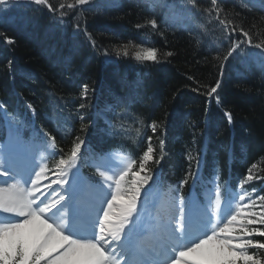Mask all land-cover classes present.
Here are the masks:
<instances>
[{"label":"snow or ice","instance_id":"obj_1","mask_svg":"<svg viewBox=\"0 0 264 264\" xmlns=\"http://www.w3.org/2000/svg\"><path fill=\"white\" fill-rule=\"evenodd\" d=\"M163 2L173 15L188 6L200 8L198 0H186L180 5L168 0ZM31 3L47 9L58 25L68 23L65 17L75 12L74 31L77 34L82 31L93 49L96 48L95 40L81 26L80 19L85 12L102 10L100 5L91 7L94 0H60L58 4L51 0H31ZM146 3L155 10L160 0H146ZM257 3L264 9V0H242V6L249 10ZM223 5L224 0H211L210 6L203 8L207 24L200 25L206 31L208 24L213 28L222 26V32L229 38L237 31L244 37L243 41H233L222 57L220 54L216 56L215 59L220 61L221 77L224 62L237 50L246 56L253 55L245 52L242 47L245 42L264 53V40L254 42V36L260 35L252 32L257 25L254 23L245 30L242 23L228 18ZM13 6L14 0H0V18ZM168 15L166 12L160 22L153 16L135 27L150 28L163 37L160 24H167ZM261 20L264 21V17ZM0 36H4L6 44L15 43L3 33ZM114 51L117 57L131 56L139 63H159L162 57L173 55L171 51L161 52L154 46L131 41ZM11 64L9 61V66ZM261 67L264 69V59ZM129 87L131 91L127 99L130 100L140 85L137 82ZM220 87L221 80L217 79L215 86L203 94L215 98L219 104ZM89 91V85L84 84L79 94L76 114L81 133L96 127L98 120L105 119L106 111L114 112L126 102V98L109 90L111 103L104 109L89 112L95 107L90 104ZM28 107L31 109L32 105ZM224 116L229 125L234 123L231 112L225 111ZM105 123L112 126L107 119ZM149 127L155 134L157 123L153 121ZM43 136L47 139L37 136L30 143L18 144L14 155L0 158V264H264V240L257 239L264 238V194L257 193L255 188L251 191L245 188L250 182L264 180V175L254 171L259 167L257 162L251 163L239 180L238 191L231 189L228 181L221 184L217 173L210 181V195L204 201L186 200L179 195L161 206L154 205L149 211L148 193L142 191L153 179L149 165L160 164L165 154L164 140H159L157 157L149 136L148 146L139 159L124 156L121 167L112 164L107 156L98 157L94 166L105 182L104 187L110 190V199H98L83 206L75 198V185L69 176L75 175L72 170L78 168L85 139L82 135L70 137L71 144L65 150L51 133L45 131ZM197 152L195 157L191 151L188 153L190 162L196 160L197 170L186 174L176 192L188 184L189 178L193 185L202 179L199 153L203 148ZM49 159L54 161L51 167ZM49 173L56 179L44 183L49 179ZM53 184L59 185L61 191L53 189Z\"/></svg>","mask_w":264,"mask_h":264},{"label":"trees","instance_id":"obj_2","mask_svg":"<svg viewBox=\"0 0 264 264\" xmlns=\"http://www.w3.org/2000/svg\"><path fill=\"white\" fill-rule=\"evenodd\" d=\"M199 1V10L190 6L184 8V11L188 14L189 24H192L193 27L186 28V26H181L180 24L176 25L168 17L167 24H160L161 29L164 31L163 37L154 33L153 30H149V28H147L149 30L147 31L145 28L137 29L135 27L137 23L142 24L148 17L154 16L158 22L165 18L164 11L161 13V10H156L159 3L156 5L155 10H152L146 7L144 0L137 4L134 3V0H94L91 7L95 8L100 5L102 10L88 11L81 15V26L86 28L95 42L97 41L101 45H103L102 41L106 37L107 39L105 40L109 43V46L114 48L131 41L134 44L144 43L148 46L152 45L161 52L171 51L173 53L170 57H162L159 63L145 62L146 68L150 67L149 81L157 92L154 93V100L150 108H140L135 110L133 114V117L137 119L133 124L136 128V133L146 138L152 137V144L156 148L157 157H159L160 152V149L157 148V139L164 140L165 154L160 164L165 166V170L173 175H178L184 167L183 163L187 157L186 150L188 151L193 145L198 148L204 139L200 135L204 134L205 136L207 134V140H210V143L208 142V150L213 148L217 151V149L221 148L219 157L222 162L226 163L225 161L230 153L233 157V162L240 165L242 176L246 174L247 168L253 162H257L259 165L254 171L264 175V159H262L264 158V83H262L264 82V69L261 67L264 53H260V50L253 53V48L247 46L245 42L242 45L245 52L253 55L246 56L237 50L233 57L224 62L223 76L221 77L220 61L215 59L216 57L214 58L212 54L205 53L204 50L217 52L222 57L228 48L231 47L233 41H243L244 37L237 31L229 38L227 33L222 32V26L213 28L211 24H208L207 31L200 27L202 23L207 24L203 8L210 6L211 0ZM51 2L58 4L60 0H51ZM168 2L180 5L186 3V0H168ZM14 5L4 14L3 18H0V33L16 39L14 45H10V48H12L11 52L15 58L19 61L27 58L24 44L18 34L15 33L18 30L17 24H20L23 28L29 27L26 32L31 31L35 35H39L37 36L39 38L40 34L48 32L51 36L50 40H48L52 46L50 50L53 51L55 49V53L61 57L58 61H63L60 65L53 67V69H45L43 60L46 59L36 54L40 51L36 47V52H33L36 56L31 57L32 59L27 58L31 64V69L35 72V79L29 78L28 80L25 77V79H21L22 82L19 85L23 86L25 90L24 96L33 103L31 105H33L32 108L34 109V114H36L37 123L42 125L49 133L59 136L58 144L67 150V147L71 144L70 137L76 135L75 131L80 128V125H73L72 122L68 123V118L63 120V116L67 113L61 110V98L53 95L49 96V101L52 103L49 105L44 96L50 90L58 94L67 92L62 87L64 83H60L57 76L68 77L70 75L71 79L79 77L78 73L67 68V63L73 60L71 52L77 47L76 41L80 44V39H82L83 43H86L88 39L87 37H82L84 36L82 31L79 34L74 31L73 17L76 15L75 12L65 17L68 23L58 25L51 18L52 14L41 6H36L26 0L14 1ZM223 6L225 12L228 13V18L242 23L245 30L251 28L254 23L257 25L256 28H252V32H259L260 35L254 36V42L258 43L264 40V21L261 20V17H264V9L260 7L259 3L252 7L251 10L242 6V0H224ZM235 13H240V15L236 16ZM70 23L72 24L71 28L64 30L63 26L70 25ZM21 33L25 34L24 32ZM50 33H53L57 38ZM54 45L60 48H55ZM84 52L88 55L86 50ZM56 54L53 56L55 57ZM7 56H11L10 52ZM233 58L239 61L241 65L239 66L246 76L240 75L236 70L232 69ZM89 63L97 66V58L94 59V62L89 59ZM68 65L70 66V64ZM247 69L254 71L255 77L253 79L258 82L251 81V73ZM95 71L90 66L89 68H84L82 78H85L88 83H92L95 81V76H97L93 75ZM217 79L221 80V87L218 89L220 101L218 105L215 98H209L206 94H203L207 92L208 86H215ZM65 83L70 85L67 81ZM148 84L146 83V86L149 90L151 84L150 86ZM1 86L3 87L0 82V107L2 105L8 106L11 102L7 95L4 96ZM93 87V84H89V89ZM95 89L97 88L95 87ZM194 89L199 90L195 91ZM92 95L95 99L96 97L100 98L99 89L95 90ZM90 97L92 96L90 95ZM179 109L186 113L184 118L178 113ZM225 111H229L233 115L234 123L231 127L224 116L223 112ZM209 112L210 117L207 116ZM176 118L181 122V131L176 128L174 129L175 132H173L170 126L173 125L172 121ZM153 121L158 125L155 134L149 129V125ZM202 123L205 125L203 134L202 128H200ZM167 124H170L169 128L166 126ZM194 124L198 127L193 129L191 125ZM143 125L147 129L143 128ZM219 126H221V130H214L215 127ZM144 129H146V134ZM234 130L236 132L233 141L234 143H239L238 147L241 148L229 151L224 146L228 139L232 138ZM167 131L168 134H166ZM193 135L194 138L199 139L197 140L199 144L192 141ZM86 136L84 135L83 138L85 139ZM95 137L97 135L88 136V138L95 139L108 148L121 147L131 154L134 152L135 144L132 142H119L111 136V139L105 137V139H98ZM191 152L195 156L198 154L197 150ZM240 161H243L242 164H240ZM195 164L196 160L192 168ZM151 165L154 166V164H150V168L152 167ZM251 183L261 194H264V180H256ZM257 239L264 240V238L259 237Z\"/></svg>","mask_w":264,"mask_h":264},{"label":"bare ground","instance_id":"obj_3","mask_svg":"<svg viewBox=\"0 0 264 264\" xmlns=\"http://www.w3.org/2000/svg\"><path fill=\"white\" fill-rule=\"evenodd\" d=\"M139 1H140L139 3H141V1L143 0H139ZM145 1L146 0H144V2ZM198 2L200 1L198 0ZM148 18H151V17H148ZM71 25L72 24L70 23V25L63 26L64 30H69L71 28ZM149 30L151 29L149 28ZM17 31L19 33L21 30L18 29ZM17 31L15 32L16 34H17ZM50 34L57 38V36H55L53 33H50ZM48 35H46L45 33H42L40 34V38L37 37L36 39L35 35L34 36L30 35L26 31H25V34L23 33L19 34V36H21L20 39L22 40L24 47L26 49L25 55H27V58L32 59L31 57L36 56L33 52H36L35 48L37 47V50H40V51L37 52L36 54H38L40 57H43V58L45 57L46 60H43V63H44L43 65H44V68L47 70L53 69V67H56L57 65H60V63L63 62V61H58L61 58L58 55H56L55 57L53 56L55 49H53V51L50 50L52 49V46H51V43L48 42V40L50 39H46ZM82 37L86 38L85 35ZM3 38L4 37L0 36L1 40ZM105 39L107 38L104 37V40L102 41L103 45L98 44V42L96 41L97 46L95 49H93L89 41H86V43L85 42L83 43L82 39H80L79 40L80 44H78V41H76L77 47L73 50V52H71L72 53L71 56H73V60L67 63V68H69V70L71 71L73 70L75 73H78L79 77L71 79L70 75L68 77L57 76L59 79V82L64 83V86L62 87L65 90H67V92L63 94H58L52 90L50 91L47 90L48 93L44 97H45L46 102L49 105L52 104L49 101V96L53 95V96H57L61 98L62 99L60 103L62 105L61 110L67 113L63 116L64 117L63 120L68 118L69 119L68 123L72 122L73 125L74 124L80 125V122H79V119L76 113H77V110L79 108V103H80L79 94L84 84L94 85L92 89L90 88L89 96L90 95L92 96L90 100V104L95 105V107L89 109V112L97 111V110H101L105 108L102 106L101 103L99 104V102L95 100V97H93L92 93H94L95 90L97 91V89H99L100 98L106 99V100L108 99L110 100V102H111V97L108 94L109 90H111V92L114 94L120 93L119 97L126 98V102L122 103L119 107H117L114 112L111 110H108L104 113L105 119L110 121V124L112 126L105 123V119H100L97 121L96 127L89 128L87 132L85 133H81L80 128L79 129L77 128L75 133L76 135H82V136L97 135V137L95 138H98V139L100 138L101 139H105V138L111 139L112 137L113 139L119 142L120 141H127L129 143L132 142L133 144L141 148L140 153H139V155L141 156L143 154V151H145L148 146V145L146 146L147 138L145 136H141L136 133V128L133 124L137 119L135 117H131L129 119L128 116L125 114V112L139 110L140 108H144V107L150 108L152 106L151 103L154 100V93H156L157 91L153 89V86L149 81L150 80L149 77L151 74L149 68L148 67L146 68V66H144L142 63L135 61L134 59L131 58V56L127 58H125L122 55L120 57H117L114 51V49H116L117 47L114 48V47L109 46V43H107ZM1 40H0V82L3 85V87L2 86L1 87H2V90L4 91V96L7 95L12 104L14 105L18 104V105H21L23 108H25L29 104H33V103L24 96L25 90L23 86H20L19 84H21L22 82L21 79L23 80L25 79V77L26 79L28 78V80L29 78L35 79V75H34L35 72H33V70L31 69V64L29 63L27 58L24 57L25 59L20 60V61L16 59L13 53L11 52L12 48H10V45L6 44L4 42V39L2 41ZM14 41H16V39H14ZM54 47L60 48L57 45H54ZM84 50L87 51L88 55L85 54ZM9 52L11 56H7ZM105 52L109 54L105 55L104 54ZM204 52L208 54H212L214 58L218 55L217 52H213V51L209 52V50H204ZM95 58H97V66H93L92 64L89 63V59L94 62ZM232 60H233L231 63L232 69L236 70L238 74L246 76V74L244 73V71H242L240 67L241 65L239 61H237L235 58H233ZM9 61H12L11 66H9ZM68 64H70V66ZM89 66L93 68V71L98 69L97 71H95L93 75L99 76L98 77L99 80L97 76H95V81H93L92 83H88V81L85 78L84 79L82 78L83 73H84L83 69L89 68ZM247 70L251 73V78H252L251 81L252 82L257 81L253 79L255 77L254 71L252 70L250 71L249 69ZM101 78H104L105 80H101ZM141 78H143L144 80ZM65 81H67L70 85H67ZM137 82L139 83V85L141 84L142 87L144 88L139 87L138 90L132 93L133 99H130V100L127 99L131 91L129 86L134 85ZM146 83H149L148 84L149 86L151 84L150 86L151 88L149 90L147 89ZM95 87L97 89H95ZM210 87L212 86H208V89ZM21 106H18V107L21 108ZM178 113L183 118L186 114L180 109L178 110ZM25 122L26 121L21 123V126L23 128L22 131H26L27 129V125ZM172 123L173 125L170 126V128L174 130L177 127L176 119L173 120ZM16 125L17 124H15L14 127H16ZM121 125L123 127H120ZM191 126L193 129L198 127L195 124ZM200 128H202V130L205 128L204 123H202V127ZM178 129L181 131L180 125L178 126ZM8 131L10 132L12 130H8ZM166 134H168V131ZM52 135H54L57 138V141L60 140L59 136L55 134H52ZM200 136L203 137L205 140H207L204 134ZM204 139L202 140V144L199 145L198 148L193 145L190 149H188V151L186 150V156H188L189 151H196L199 148H201L205 142ZM159 140L160 139L158 138L157 139L158 149H159ZM197 140L199 139L196 137L194 140V135H193L192 141L195 142L196 144H199ZM207 141L210 143V140H207ZM215 146L213 147L215 148ZM140 156H138L136 159H139ZM159 165L160 164L158 165L154 164V167H159Z\"/></svg>","mask_w":264,"mask_h":264},{"label":"rangeland","instance_id":"obj_4","mask_svg":"<svg viewBox=\"0 0 264 264\" xmlns=\"http://www.w3.org/2000/svg\"><path fill=\"white\" fill-rule=\"evenodd\" d=\"M16 12H18V11H16ZM17 25H18V26H17L18 29L21 30L19 33L17 32L18 36H19V34H20L21 32H24V33H25V31L28 30V28H29V27H25V28H23L22 25H20V24H17ZM28 33H29L30 35H35V34H34L33 32H31V31H29ZM45 34L48 35V32L45 33ZM35 36L37 37V36H39V35H35ZM2 37H4V36H2ZM19 37H21V36H19ZM49 38H51V36L49 37V35H48V36L46 37V39H49ZM46 39H44V40H46ZM138 44H140V43H138ZM141 45L148 46L147 44H143V43H142ZM55 52H56V51H55ZM55 52H54L53 55L56 54ZM56 55H57V54H56ZM60 55H61V54H60ZM101 80H105V79H104V78H101ZM143 88H144V87H143ZM116 96L119 97V96H120V93H118V95H116ZM101 99H102V98H101ZM180 123H181L180 120H179L178 118H176V125H177L176 128H178V126L180 125ZM220 127H221V126H219V127H217V128L215 127L214 130H221ZM215 132H216V131H215Z\"/></svg>","mask_w":264,"mask_h":264}]
</instances>
